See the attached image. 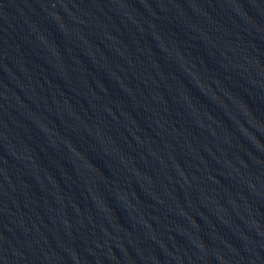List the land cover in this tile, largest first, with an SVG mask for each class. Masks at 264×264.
I'll use <instances>...</instances> for the list:
<instances>
[{"label": "water", "instance_id": "1", "mask_svg": "<svg viewBox=\"0 0 264 264\" xmlns=\"http://www.w3.org/2000/svg\"><path fill=\"white\" fill-rule=\"evenodd\" d=\"M0 264H264V0H0Z\"/></svg>", "mask_w": 264, "mask_h": 264}]
</instances>
